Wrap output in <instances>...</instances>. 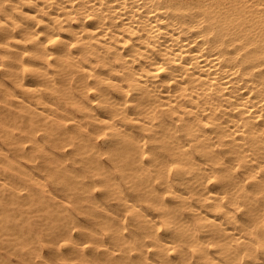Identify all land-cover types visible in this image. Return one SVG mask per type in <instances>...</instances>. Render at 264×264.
Instances as JSON below:
<instances>
[{
	"label": "bare ground",
	"instance_id": "1",
	"mask_svg": "<svg viewBox=\"0 0 264 264\" xmlns=\"http://www.w3.org/2000/svg\"><path fill=\"white\" fill-rule=\"evenodd\" d=\"M0 46L5 48L4 52L0 50V54H3L1 56L5 54L23 64L27 63V66L30 64L36 68L29 70L33 76H40L41 71V81L53 82L55 74L61 82L67 83L69 86L63 85L67 87L66 89L54 91L64 94L65 97L70 94V97L65 99L74 100L72 103L81 110L83 118L92 120L91 124L95 127L92 133L94 136H101L100 138H105V141L109 142L113 140L110 136L114 137L121 132L122 140H130V143L137 149L133 151L135 155L141 158L146 155L152 161H156L155 155L158 151L162 153L164 149L167 151L168 160L162 166L164 169H171L176 184L186 189L185 191L178 190L173 184L167 182V193L171 195L170 198L175 199L173 201L175 206L171 202L174 210L167 214L162 213L164 217L161 222L154 216L142 212L145 222L154 229V233L150 232L153 234L152 239L147 241L146 246L151 247L152 253L160 259L155 263L264 264L262 261L264 259V230L261 228L264 225V0H0ZM8 61L3 62L1 66L9 64ZM51 67L53 72L50 71ZM22 78L20 81L25 80L24 76ZM20 86L24 87L26 83L21 82ZM32 87L34 88L33 85ZM16 95L12 93L13 97H17ZM37 97L40 98L41 95ZM33 98H36V95ZM29 100L32 101V99ZM72 100L69 102L71 103ZM14 107L16 108L15 105ZM36 115L38 116V113L35 117ZM47 116L53 117L51 114ZM59 117L58 119H61V116ZM102 117L110 119H107L109 121L107 125L94 124L93 120L105 121ZM62 119L70 121V118L66 120L62 117ZM74 120L76 121L77 118ZM128 123H132V126L128 127ZM8 124H6L8 128L13 127ZM91 124L89 123L90 126ZM1 131L3 132L0 127ZM50 131L46 133L49 134ZM43 134L42 136L45 137ZM62 137L65 138L64 134ZM81 137L82 140L77 139L78 136L76 140L83 141L85 137ZM117 138L119 139L118 136ZM8 142L5 141V143ZM114 142L109 143L116 145L117 142L116 144ZM60 143L59 147H63L65 142L62 146ZM109 143L107 144L110 145ZM102 145L105 146V144ZM147 145L148 149H146ZM112 146H109V150ZM74 148L78 147L72 149ZM105 149L106 147L104 151ZM13 150L9 151L14 153L16 149ZM97 151L102 152L99 149ZM113 154L109 155L112 159H114ZM99 155L102 154L99 153ZM162 158L159 157L161 160ZM159 159L157 160L161 164ZM146 162L148 163V160ZM99 163L98 165L102 168V163ZM155 163L154 166H157L158 163ZM97 167L91 168L97 170ZM125 167L128 169L127 165ZM124 168L120 170L123 171ZM120 170L118 173L122 177L119 179L122 181L126 174L122 175ZM79 172L82 173L81 170ZM44 173L46 174V171ZM120 175L118 174L119 177ZM234 176H241L245 179L230 180ZM73 179L76 180L75 175ZM98 179L101 178L95 179L97 184ZM56 180L59 181V179ZM82 180L73 183V186H79ZM101 180L103 182V179ZM113 180L115 182L114 178ZM67 182L70 183V181ZM122 182H125V185L127 183L126 180ZM102 184L100 182L99 185ZM129 186L131 187L130 184ZM85 188L87 187L83 189ZM187 188H191V191H187ZM227 188L232 190L231 195ZM87 193H89L88 190ZM99 195L101 197V194ZM38 196L35 194L34 197ZM106 197H102L101 200L105 199L106 202ZM122 197L121 199L124 200L125 197ZM39 198L40 200H36L38 203L41 201V197ZM12 200L15 201L14 198ZM19 204H24V202L21 201ZM43 205L38 204V206ZM111 205L114 206V204ZM110 206L108 208H114ZM132 206L135 207L134 204ZM46 208L50 211V207ZM136 208L140 209L138 206ZM181 208L188 210L187 219L178 214L177 211ZM123 209L122 212L125 211ZM140 211L143 210L140 209ZM23 212L26 211L23 210ZM57 212H59L58 209ZM50 216L51 219L54 218ZM102 216L104 219V215L98 216L99 219ZM13 217L16 216L13 215ZM57 217L55 216V220ZM1 218L3 217L0 215V220ZM42 219L38 222L43 221ZM103 222L105 223L100 221L106 225L107 222ZM9 225L11 224L8 223ZM25 227L28 226L25 224ZM20 230L21 228L18 231ZM6 231H1V234L10 233ZM14 233L16 236L17 232ZM110 235L112 234L108 235L109 238ZM104 236L107 237V235ZM31 242L33 243L34 240L32 239ZM43 243L46 245V240ZM63 250L66 252L64 248ZM69 254L70 252L67 255ZM70 256L66 257L64 253V257L69 260ZM75 257L74 255L72 260Z\"/></svg>",
	"mask_w": 264,
	"mask_h": 264
},
{
	"label": "rangeland",
	"instance_id": "2",
	"mask_svg": "<svg viewBox=\"0 0 264 264\" xmlns=\"http://www.w3.org/2000/svg\"><path fill=\"white\" fill-rule=\"evenodd\" d=\"M0 50L4 52L5 48L0 46ZM1 55H3V54H0V73H1L0 74V79H1L0 87L3 90H0V118H1L0 119L1 120L0 127H1V130H3V132L2 131L0 132V135H1V138H0V147H1V149H0V164H1L0 165V192H1L0 193V195H1L0 196V215L3 218H1V220H0V264H28V262H29V264H50L51 262H53L55 264H91V263L92 264H157L155 262L157 260H160V259H158L157 255H154L152 253L151 247L147 248L148 246H146L147 241L148 240L150 241L152 239L153 234H150V232H153L154 229L148 223L145 222V220L143 219L142 212L143 213L145 212V213L150 214L151 216H154L155 219H157L159 222H161L163 220V217H164L162 215V213L167 214L169 212H173L174 206H175L174 205L175 203L173 202V201H175V199L170 198L171 195L169 193H167L168 192V187H166L167 182L169 184H173L174 187L178 190L185 191V189H186V187H183L181 185L176 184V182L174 181V174L172 173L173 171H171V169L168 170L167 168H165V169L163 168V166H162L163 163H165V161L168 160V155H166L167 151L164 149L163 153L161 151H158L159 153L157 151H156L157 153L154 152V153H156V155H155L156 161L155 160L152 161V160L148 159L146 157V155L142 158L140 156L135 155L133 151H136L137 149L134 148L133 144L130 143V140H127V139L122 140L123 134H121V132H118L117 135L114 137L110 136V138H113V140L115 139L116 141L114 140L115 141L114 142L112 140L109 142L110 143L114 142L115 144L117 142L116 145L110 144L109 142L105 141V138H100L101 136H94V134H92V133H93L95 127L91 124L92 120L89 118H86V117L83 118L84 115L81 114L82 113L81 110L79 108H77L72 103L74 100L65 99V98L70 97V94L69 95L67 94L65 97L64 94H60V93L54 91L57 89H61V90L66 89L67 87H64L63 85L67 84V83L61 82L55 74L53 75L54 79H55L53 82L45 83V82L41 81V73H42L41 71L39 74L40 76H37V77L33 76L31 74V71H29V70L36 69V68L30 66V64H28V66H27V63H25L26 64L25 65V64L21 63L19 60H15L13 58H10L5 54H4V56H1ZM7 60H9L8 61L9 64H7L9 66L6 65V66L2 67L1 64L7 63ZM3 69H5L4 72H3ZM50 71L53 72L52 67L50 68ZM5 75H7V76H5ZM23 76L25 77V80L20 81L23 79L22 78ZM12 79H14V81ZM15 80L17 82H15ZM18 81H20V82H18ZM21 82L26 83V86H24V87L20 86ZM27 83H28V85H27ZM32 85L34 86V88L32 87ZM41 85H43V86H41ZM51 85H52V87H51ZM47 86L49 87V89H47L48 88ZM16 88L18 90H16ZM10 90H12L13 92H11ZM37 90L39 92H37ZM72 91H76V90L72 89ZM20 92L21 93L23 92L22 95L23 94H25V95L22 97ZM44 92L45 93L47 92V93L45 94ZM12 93L14 95L17 94L16 95L17 97H15V96L13 97ZM35 95H36V98H33ZM37 95L38 96L41 95L43 101H45L46 103L44 102V104H43L41 97L39 98V97H37ZM27 97H29V98H27ZM17 98H20V99H17ZM58 98H60V99L58 100ZM29 99H32V101ZM2 100H3V102H1ZM70 100H72L71 101L72 104L69 102ZM15 101H18V102L20 101V102L18 103ZM23 102L24 103L26 102L29 106L26 103L24 104ZM48 102L50 103V105ZM67 102H69V103H67ZM7 103H9L11 105H9ZM39 103H41V104H39ZM13 104L16 106V108L14 107ZM51 104H52V106H51ZM18 105L19 106L21 105L22 108H21V106L19 107ZM53 105L55 106V108ZM32 107H35L36 109H39V110H36L35 108H32ZM24 109H25V111H24ZM45 109H46V114H45ZM35 110H36V112H35ZM33 111H34V113H33ZM36 113H38V116L36 115V117H35ZM50 114L53 115V117H55V118H53L52 116H47ZM54 115H56L57 118ZM58 115L61 116V119H58V118H60ZM24 116L25 117L28 116V118H25ZM68 116H70V117H68ZM38 117L41 120L38 119ZM62 117L65 118L66 120H67V118L68 119L70 118L69 119L70 121H68V120H67L68 122L64 121L62 119ZM76 118H77V120L75 121L74 119H76ZM103 119H105V121H103V122L99 121V120H98L99 122L94 121V120H93V122H94V124L96 123L99 126L107 125L109 123V121H107V119H109V118L102 117V120ZM3 122L9 123L10 127H11V125L13 127L8 128V126L6 125L7 123L4 124ZM88 122L92 126H90ZM46 123H48V124H46ZM127 125H128V127H131L132 123H128ZM3 126H5V127H3ZM41 127H42V129H41ZM47 128H50V129L48 130ZM51 128H52V130H51ZM88 128H91V129L88 130ZM45 129H47L48 132L51 130L50 131L51 133L47 134L46 133L47 131ZM61 132L64 134L65 138L62 137L63 134ZM41 133L42 134L45 133V134H43V135H45V137L42 136ZM76 133H78V134H76ZM65 135L66 136L68 135L67 139H66ZM81 135H82V137H81ZM57 136L60 138H58ZM75 136L76 137L78 136L77 139H79V140H82V139H80V137L81 138L85 137V138H83V141H79V140H76ZM117 136L119 137V139L117 138ZM86 137H87V139H86ZM10 138H11V140H10ZM12 138H14V139H12ZM50 138L51 139L53 138L52 141ZM107 138H109V137L107 136ZM6 139H8V140H6ZM54 139L56 140L55 143H54V141H55ZM85 139L87 140L86 142L84 141ZM57 140H59L61 143ZM5 141H9V142L5 143ZM106 142L109 143L110 145H108ZM118 142H120V143H118ZM59 143L61 144V146L64 143L63 147H59ZM80 143L82 145H80ZM88 143H90V144H88ZM46 144H48V145H46ZM56 144H58V145H56ZM86 144H88V145H86ZM102 144H105V146ZM90 145L92 147H90ZM111 145H113L112 148H114V146H115V148L114 149L110 148V150H109V146H111ZM56 146H58L59 148ZM107 146H108V148H107ZM73 147H78V148L80 147V148L79 149L78 148L72 149ZM104 147H106L105 151H104ZM10 149L11 150L16 149V150L15 151L13 150L14 151V153H13L12 151H9ZM84 149H86V150H84ZM95 149H97V150L99 149L103 153L99 152ZM123 149H124V151H123ZM125 149H127V150H125ZM146 149H148V145H147ZM67 150H69V151H67ZM87 150H89V151L87 152ZM108 150H109V153H108ZM4 151H6V152H4ZM81 151H83V152H81ZM84 151H86V153H84ZM93 151L94 152L96 151L98 153H96V152L94 153ZM122 152L124 153V155H121V154H123ZM70 153H72V154H70ZM80 153H82V155ZM99 153L102 155L100 156ZM110 153H112V154L114 153L113 158L114 159L116 158L115 160L109 156ZM75 154H78V155H75ZM157 154L159 156H157ZM92 155H94V156L92 157ZM120 155H121V157H120ZM34 156L36 158H32ZM39 156H40V158H38ZM107 157H108V159H106ZM159 157L160 158L163 157L162 160L159 159ZM30 158H32V159L30 160ZM46 158H48V159H46ZM77 158L82 159V160H79ZM109 158H111V159L109 160ZM144 158L146 159V161L148 160V163L145 161ZM26 159H29V160L26 161ZM157 159H159V161H161L162 163L160 164V162H158ZM32 160H33V162L31 163ZM44 160H45V162H44ZM93 160H95V161H93ZM97 160H99V162L102 163L101 164L102 168H101V166L98 165L100 163ZM107 160H109V161H107ZM61 161L62 162L64 161V162L61 163ZM96 161H97V163H96ZM8 162H9V164L10 163L11 164L9 165ZM92 162H95V163H92ZM126 162H127V164H126ZM155 162L158 163L157 166H154ZM58 163H59V165H58ZM85 163H87V164H85ZM149 163H152V164H149ZM157 163H155V164H157ZM2 164H4V165H2ZM81 164L82 165L84 164V166H82ZM96 164L98 167L96 166ZM126 165H127L128 169L125 167ZM31 166H33V167H31ZM17 167L19 168V170ZM28 167L34 173H32ZM61 167H63V168H61ZM91 167H94V168L97 167L98 171L96 169L93 170V168H91ZM34 168H36V169H34ZM79 168H82V169H79ZM119 168L120 169L124 168V169L122 171ZM37 169H39V170L37 171ZM118 169L120 171H122L121 172L122 175L125 176V174H126L125 178L123 176L124 179L123 178L122 179L126 180L127 183H128V181L130 183H128V184L126 183V185H125V182H122L123 180L121 181V179H119L122 176L120 175V173H118L119 172ZM131 169H132V171H131ZM20 170H21V172H20ZM57 170H59V171L57 172ZM80 170L82 171V173L79 172ZM83 170H86V171L83 172ZM105 170L109 171L110 173L108 174V172ZM138 170H139V172H137ZM45 171H46V174L44 173ZM61 171H63V172L65 171V172L63 173ZM70 171H72V172L70 173ZM101 171H103V172H101ZM38 172H39V174H38ZM76 172L79 174H77ZM117 173L120 175V177L118 176ZM73 174L76 176V180L78 179L77 181L75 179H73L74 178ZM7 175H9V176H7ZM63 175H64V177H63ZM72 175H73V177H72ZM166 175H167V177H166ZM46 176H49L50 178L46 177ZM69 176H71L70 180H69ZM53 177L55 179H53ZM62 177H63V179H62ZM35 178H36V180H35ZM41 178H42V180H44V182L42 180H40ZM97 178L103 179V182L101 179H98V184H97V182H96L97 180L95 181V179H97ZM113 178L115 179V182H114ZM49 179L51 180V182H48V181H50ZM56 179H59V181ZM71 179H72V181H71ZM244 179L245 178L241 177V176H239V177L234 176L230 180L239 181V180H244ZM73 180H75V181H73ZM81 180H82V182H80L79 186L78 185L73 186L76 182H79ZM160 180H161V182L159 183ZM1 181L3 183H1ZM67 181H70V183ZM88 181H90V182H88ZM99 181L101 182V184L102 183L103 184L99 185L100 184ZM52 182H53V184H52ZM156 182H158L159 184H157ZM150 183H152V184H150ZM77 184H79V183H77ZM129 184L131 185V187L129 186ZM5 185H8V186H5ZM84 185L87 188L83 189L85 187ZM89 185H91V186H89ZM94 185H95V187H94ZM116 185L119 188H117ZM146 185H147V187H146ZM77 186L78 187L81 186L82 188L80 187L81 188L80 189ZM162 186L164 187V189ZM11 187H13V188H11ZM76 188H78V189H76ZM56 189H58V190H56ZM119 189L122 192L121 194H120ZM161 189H162V191H161ZM187 189H188L187 191H191V188H187ZM80 190H82V191H80ZM87 190L89 193H87ZM98 190L100 192L101 191L102 192L104 191V192L99 193ZM227 190L229 191L228 193H230L229 195H231L232 190L230 191L229 188H227ZM62 191H64V192H62ZM96 191H98V192H96ZM105 191H107V192H105ZM33 192L37 196L38 195L39 196L35 198L34 197L35 194ZM99 194H101V197ZM122 194L123 195L125 194L124 195L125 198L122 197L123 196ZM31 195H32V198H31ZM106 195H107V197H106ZM8 196H10V197H8ZM6 197H8L9 200H6V199H8ZM33 197L35 198V201L33 200ZM39 197H41V201H42V202L39 201L40 203L36 202V200L37 201H38V199L40 200ZM93 197L95 199H93ZM102 197H106V202H105L104 198H103L104 200H101ZM121 197L124 198V200L121 199ZM127 197L129 200L127 199ZM3 198H4V200H3ZM11 198L12 199L14 198L15 201H13ZM19 198L21 199L20 201H19ZM22 198H24V199H22ZM167 198L170 199L169 200L170 202L168 201ZM125 199H126V204H125ZM108 200H111V201H108ZM21 201H22V203L24 202V204H19ZM43 201L45 203H43ZM63 201H65V202H63ZM6 202H9V203L7 204ZM93 202H94V205H92ZM99 202L102 205L99 204ZM127 202H128V204H127ZM171 202L173 203L174 206H172ZM27 203H28V205H27ZM29 203H31L30 204L31 206H29ZM38 204H40V205L44 204L43 205L44 208H43V206H38ZM111 204H114V206ZM118 204H119V206H117ZM131 204L132 205L134 204L135 207L132 206ZM21 205H23V206H21ZM99 205H101V206H99ZM129 205H130V207H129ZM97 206L100 208H98ZM102 206H104V207L102 208ZM109 206L111 208L114 207L113 208L114 210L108 208ZM136 206H138L143 211H140V209L136 208ZM46 207H50V209H49L50 211L46 210V209H48ZM54 207H55V209H54ZM63 208H64V210H63ZM105 208H106V210H105ZM116 208H118V209H116ZM122 208H124L125 211L122 212ZM148 208L150 209L149 211H148ZM5 209H7V210H5ZM31 209L35 210V212H32ZM36 209H37V211H36ZM57 209L59 210V212H57ZM108 209H109V212H108ZM152 209H154V210L152 211ZM23 210L26 212H23ZM60 210H61V212H60ZM166 210H167V212H166ZM3 211H5V212H3ZM120 211H121V213H120ZM11 212H13V213H11ZM95 212L97 213V215ZM111 212L114 215L111 214ZM177 212H178V214H181L185 219L188 218V210L187 209L181 208V209H178ZM4 213H5V215H4ZM88 213L89 214L91 213V214L89 215ZM157 213L160 215L158 216ZM17 214H19V215H17ZM65 214H66V216H65ZM13 215L16 217H13ZM44 215H45V217L47 216L46 219H45ZM50 215H52L54 218L51 219ZM62 215H64V217H62ZM93 215H95L96 218H94L95 216L92 217ZM101 215L105 216L104 219H103V216L101 219H99L101 217ZM23 216H25V217H23ZM48 216H49V218H48ZM55 216L56 217L58 216L56 220H55ZM98 216H100V217H98ZM128 216L132 221L129 220ZM11 217H13V218H11ZM43 217H44V220L42 219ZM60 217H62L61 220H63V221L60 220ZM131 217H133V219ZM8 218H10L11 221H10V219L8 220ZM86 218H87V220L85 221ZM89 218H91V219H89ZM108 218H110V220ZM20 219H22V220H20ZM41 219L43 221L38 222ZM69 220H70V222H69ZM108 220H109V222H108ZM126 220L127 221L129 220L128 221L129 223L126 222ZM64 221H65V223H64ZM66 221H68V222H66ZM73 221L74 222L76 221V223H74ZM100 221L102 223H105L103 221H106L107 223L105 225V224L100 223ZM131 222H132V224H130ZM8 223L11 225L8 226ZM78 223L81 225H79ZM127 223H128V226H127ZM134 223L135 224L137 223V225H135ZM25 224L28 227H25ZM40 224H43V225H40ZM74 224L75 225L77 224L78 227H76L77 225L75 226ZM67 225H69V227ZM11 227H13V228H11ZM97 227H99V228H97ZM138 227H140V228L137 229ZM20 228H21V230L18 231ZM22 228H24V229L22 230ZM128 228H130V229H128ZM261 228L264 230V225H262ZM41 229L43 230V232ZM86 229H88V230H86ZM89 229H91V230H89ZM130 230H131V233H129ZM1 231L2 232L6 231V232H10V233L17 232L18 236L17 235L15 236L16 233H14V234L12 233V236H10V233H6V234L3 233L4 235H2ZM52 231H54V232H52ZM91 231L92 232L94 231V232L92 233ZM142 231H143V233H142ZM161 231H162V228L159 231L160 234H161ZM18 232H19V234H18ZM125 232H127V233L125 234ZM136 232L141 233V234H138ZM34 233L36 234V236ZM96 233H98L99 235L98 234L96 235ZM118 233H119L120 237H119ZM37 234L39 237L37 236ZM48 234H49V236H48ZM67 234H68V236H67ZM109 234H112V235H110V238L108 237ZM113 234H114V236H113ZM104 235H107L106 238H108V239H106ZM32 239L34 240L33 243L31 242ZM43 239L46 240V245L43 243V241H45ZM20 240H22V241H20ZM28 241H30L29 244H27ZM93 241H94V243H93ZM136 242H138V244ZM9 243H10V245H9ZM12 245H14V246H12ZM81 245H83V246H81ZM101 245L102 246L104 245V246L102 247ZM105 245H107V246H105ZM64 246H67V247H64ZM17 248H19V250ZM63 248L65 249L66 252H64ZM90 248H91V250H90ZM69 252H70L69 255H71L70 256L71 258L70 257L69 258L71 261L68 258H66L69 256V255H67ZM64 253H65L66 257H64ZM62 254H63V256H61ZM74 255L76 257L72 260V257H74ZM85 255H87L88 257ZM42 256L44 259L41 258ZM87 258H88V262H91V263L87 262ZM90 258H92V259H90ZM124 258H125V260H124ZM45 259L47 261H45ZM57 259H59V260H57ZM102 260H104V261H102ZM262 261H264V259ZM53 263H51V264H53Z\"/></svg>",
	"mask_w": 264,
	"mask_h": 264
}]
</instances>
